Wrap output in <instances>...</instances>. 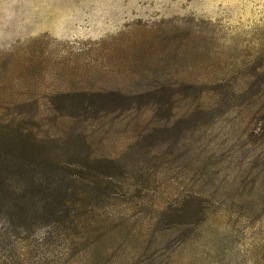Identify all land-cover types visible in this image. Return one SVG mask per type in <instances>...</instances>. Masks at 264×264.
Returning a JSON list of instances; mask_svg holds the SVG:
<instances>
[{"label": "rangeland", "instance_id": "1", "mask_svg": "<svg viewBox=\"0 0 264 264\" xmlns=\"http://www.w3.org/2000/svg\"><path fill=\"white\" fill-rule=\"evenodd\" d=\"M5 111L116 167L91 242L1 208L0 264H264V0H0Z\"/></svg>", "mask_w": 264, "mask_h": 264}, {"label": "trees", "instance_id": "2", "mask_svg": "<svg viewBox=\"0 0 264 264\" xmlns=\"http://www.w3.org/2000/svg\"><path fill=\"white\" fill-rule=\"evenodd\" d=\"M64 102L72 118L78 103ZM50 105V112L57 110L53 100ZM11 114L5 111L0 116V151L14 153L13 157L0 155V209L11 208L10 217L19 221L25 234L40 228L47 234L54 227L69 238L68 246L93 241L100 228L94 222L93 200L106 186H113L114 172L107 171L116 167L115 159L92 156L90 152L61 159L54 153L57 147L53 139L42 136L46 130L40 133L34 114L16 123ZM16 125L24 127V136L19 129L15 141L7 142V136L12 134L8 128L16 130ZM34 126L39 129H34L36 134L32 132Z\"/></svg>", "mask_w": 264, "mask_h": 264}]
</instances>
